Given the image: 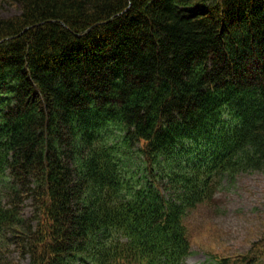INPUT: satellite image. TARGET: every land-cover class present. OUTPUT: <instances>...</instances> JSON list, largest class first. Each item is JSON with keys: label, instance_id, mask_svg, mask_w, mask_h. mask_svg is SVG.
Masks as SVG:
<instances>
[{"label": "trees", "instance_id": "16d2710c", "mask_svg": "<svg viewBox=\"0 0 264 264\" xmlns=\"http://www.w3.org/2000/svg\"><path fill=\"white\" fill-rule=\"evenodd\" d=\"M10 4L0 264H185L189 211L264 173V0Z\"/></svg>", "mask_w": 264, "mask_h": 264}, {"label": "rangeland", "instance_id": "374dc122", "mask_svg": "<svg viewBox=\"0 0 264 264\" xmlns=\"http://www.w3.org/2000/svg\"><path fill=\"white\" fill-rule=\"evenodd\" d=\"M0 13L9 16L18 9L3 5ZM25 203L22 212L29 217ZM185 223L191 246L187 264H201L209 257H249L264 264V173L248 171L234 178L223 177L210 201L190 210ZM9 251L7 257L17 260V252ZM19 261L28 264L27 258Z\"/></svg>", "mask_w": 264, "mask_h": 264}]
</instances>
